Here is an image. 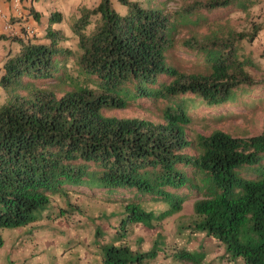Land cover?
I'll use <instances>...</instances> for the list:
<instances>
[{
  "label": "trees",
  "instance_id": "trees-1",
  "mask_svg": "<svg viewBox=\"0 0 264 264\" xmlns=\"http://www.w3.org/2000/svg\"><path fill=\"white\" fill-rule=\"evenodd\" d=\"M170 1L117 0L125 13L112 0L80 7L70 25L75 49L51 28L62 20L57 12L44 36L0 34L9 43L0 60V247L2 230L83 214L72 194L99 190L118 205L107 211L117 217L114 234L95 232L112 237L97 241L99 264H142L171 250L162 224L189 200L192 214L179 228L198 242L171 251L175 259L202 264L217 245L227 260L264 264V125L242 136L188 131L191 107L237 106L264 88V46L257 57L241 46L264 35V18L239 27L204 17L232 7L250 19L261 0H190L176 9ZM177 46L198 57L192 71L170 62ZM142 101L160 114H109ZM56 199L66 204L52 214ZM133 224L157 231L149 249L130 245Z\"/></svg>",
  "mask_w": 264,
  "mask_h": 264
},
{
  "label": "rangeland",
  "instance_id": "rangeland-1",
  "mask_svg": "<svg viewBox=\"0 0 264 264\" xmlns=\"http://www.w3.org/2000/svg\"><path fill=\"white\" fill-rule=\"evenodd\" d=\"M137 1L145 7H154L162 4L164 0ZM189 1H170L167 3V7L176 9ZM112 5L118 12H126V8L120 5L117 0H112ZM250 10V19L246 18L245 13L232 7L204 11V17L209 19L220 17L229 20L236 26L245 27L249 25L250 20L259 22L264 18V0L258 2ZM71 23L67 24L70 26ZM24 30L28 36H35L31 30ZM67 32L69 35H65L67 39L63 44L75 49V36L71 34L69 29ZM34 38L37 39V37ZM39 38L44 40L43 37ZM241 46L244 53H250L257 57L263 50L264 35L259 33L254 40L243 41ZM177 47L170 54V62L186 72L192 71L199 61L198 57L180 49L179 46ZM2 51L4 53V49ZM248 96L243 103L237 106L224 105L213 109L201 104L191 107L190 113L193 119L188 127L190 135L194 136L195 133L208 134L216 128L237 136L258 134L264 125V88L254 89V92ZM4 99L5 94L0 88V105ZM109 114L151 118L160 114V110L155 106L153 107L150 101H142L125 109L112 110ZM76 194H81V196ZM76 194H72V200L76 201L80 208H83V214H74L72 218L68 216L65 219L46 217L35 221L31 226L2 230L3 245L0 247V264H99L100 247L97 245V241L100 243L110 242L112 237L97 238L95 232L99 227V231L103 233L114 234L113 227L117 224V217H109L107 211L118 209V205L104 200L105 195L99 190L94 192L87 190ZM65 204L64 200L56 199L51 206V213L58 212L57 205L65 206ZM101 212H107V216H102ZM191 214L192 200H189L184 204L180 213L163 222L162 234L166 237L167 244L172 245V248L168 252H159L156 259L142 264H192L175 259L171 255V251L175 249L185 248L191 251L197 246L198 239L194 236L190 237V229L183 232L179 228L180 225L187 224ZM129 229L131 231L129 243L133 249L138 248L142 251L150 248L157 232L155 229L145 228L138 224L131 225ZM205 244L211 245L207 241ZM213 248L214 250L208 253L202 264H243L239 259L227 260L224 258L222 247L214 245Z\"/></svg>",
  "mask_w": 264,
  "mask_h": 264
},
{
  "label": "crops",
  "instance_id": "crops-1",
  "mask_svg": "<svg viewBox=\"0 0 264 264\" xmlns=\"http://www.w3.org/2000/svg\"><path fill=\"white\" fill-rule=\"evenodd\" d=\"M98 2L99 0H0V11L11 20V29L8 30L0 17V34L22 35L23 28L29 27L35 36H43L48 29L50 16L57 12L61 14L62 20L53 23L51 28L69 35L67 30H70V26L67 23L78 17L79 8H92ZM6 47H9V43L1 41L0 60L4 56L2 50ZM2 63L3 61L0 62V67Z\"/></svg>",
  "mask_w": 264,
  "mask_h": 264
},
{
  "label": "built area",
  "instance_id": "built-area-1",
  "mask_svg": "<svg viewBox=\"0 0 264 264\" xmlns=\"http://www.w3.org/2000/svg\"><path fill=\"white\" fill-rule=\"evenodd\" d=\"M0 17L3 19L2 21L4 22L5 28L8 30L11 29V21L8 16L0 11ZM26 30H31V32L33 33L32 29H29V27H27Z\"/></svg>",
  "mask_w": 264,
  "mask_h": 264
}]
</instances>
